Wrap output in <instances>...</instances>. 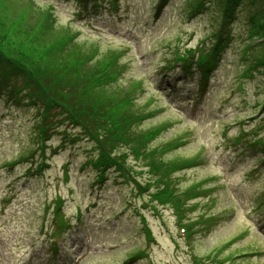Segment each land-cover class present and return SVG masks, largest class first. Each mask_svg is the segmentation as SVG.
<instances>
[{
    "label": "rangeland",
    "instance_id": "obj_1",
    "mask_svg": "<svg viewBox=\"0 0 264 264\" xmlns=\"http://www.w3.org/2000/svg\"><path fill=\"white\" fill-rule=\"evenodd\" d=\"M112 1L101 3L97 17H78L74 0H0V17L10 19L17 12L22 22L42 14L54 38L64 45L74 29L80 30L78 42L74 40L67 48L76 56L78 51L88 53L91 62L99 64L103 57L116 59L114 76H119L104 79L94 96L122 106L123 97L138 92L137 107L155 113L135 125L136 132L145 131L150 140L146 150L156 149L155 158L163 163L179 165L182 160L201 159V164L176 172L171 166L168 186L181 193L193 184L198 188L195 197L183 200L182 205L181 222L189 224L192 235L188 241L179 233L183 226L171 205L155 208L148 193L136 197L135 184L124 183L115 171L96 183V171L87 163L95 155L92 143L68 124L51 132L48 166L41 175L26 173L36 155L10 167L36 148L34 113L28 104L0 100V264H47L59 198L63 199L64 218L78 222L76 232L83 229L78 237L67 238L66 245L61 240L59 249L65 245L71 250L65 264H124V258L136 250H144L146 256L133 264H220L214 260L221 259V264H264V227L260 223L264 209L250 213L258 203L264 207V159L260 161L264 69L251 76L243 71L246 62L240 54L247 43L248 11L241 8L245 12L229 25L232 41L207 101L183 112L174 105L168 108L159 71L177 46L180 50L197 47L212 34L217 17L213 8L187 19L181 10L184 0H172L154 18L157 0H115L116 6L111 7ZM44 4H52L54 13L49 14ZM127 46L125 54L121 49ZM62 130L68 136L63 147L57 148L64 139ZM239 132L247 137L242 145L235 144ZM75 136L79 139L71 142ZM183 141L185 145L175 149ZM126 161L133 166L136 181L154 182L157 176L146 170V159ZM153 184L150 192H154ZM209 216L214 217L211 222ZM146 227L153 241L147 240ZM230 240L234 242L226 246ZM246 252L249 255L242 256ZM61 255L66 256L63 251Z\"/></svg>",
    "mask_w": 264,
    "mask_h": 264
},
{
    "label": "trees",
    "instance_id": "obj_2",
    "mask_svg": "<svg viewBox=\"0 0 264 264\" xmlns=\"http://www.w3.org/2000/svg\"><path fill=\"white\" fill-rule=\"evenodd\" d=\"M203 2L188 0L187 8L194 6L198 11ZM213 2L224 13L245 2L250 42L244 51L258 52V66H264V0ZM212 34L217 40L219 31ZM62 42L54 38L46 20L39 16L30 15L22 22L18 21L17 12L10 19L0 17V98L35 109L37 149H43L54 118L62 116V120L80 127L83 135L94 142L97 160L92 163L99 171L122 165L121 159L136 157L144 143L131 130V123L140 114L130 105L129 95L122 98V106L109 98L94 96L95 90L104 85L103 80L115 73L114 60L104 57L99 64L78 51L79 58L66 48L67 42ZM152 166L157 167L153 160Z\"/></svg>",
    "mask_w": 264,
    "mask_h": 264
},
{
    "label": "bare ground",
    "instance_id": "obj_3",
    "mask_svg": "<svg viewBox=\"0 0 264 264\" xmlns=\"http://www.w3.org/2000/svg\"><path fill=\"white\" fill-rule=\"evenodd\" d=\"M162 1H163V0H159L158 2H159V3H162Z\"/></svg>",
    "mask_w": 264,
    "mask_h": 264
}]
</instances>
